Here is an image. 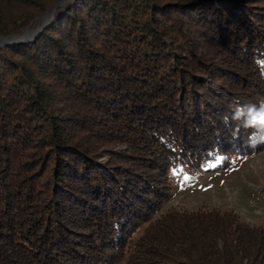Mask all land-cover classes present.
Returning <instances> with one entry per match:
<instances>
[{"label":"trees","instance_id":"trees-1","mask_svg":"<svg viewBox=\"0 0 264 264\" xmlns=\"http://www.w3.org/2000/svg\"><path fill=\"white\" fill-rule=\"evenodd\" d=\"M54 1L0 0V36ZM258 61L264 0H69L0 47V264H264L233 211L161 213L172 167L264 150L221 120Z\"/></svg>","mask_w":264,"mask_h":264},{"label":"rangeland","instance_id":"rangeland-1","mask_svg":"<svg viewBox=\"0 0 264 264\" xmlns=\"http://www.w3.org/2000/svg\"><path fill=\"white\" fill-rule=\"evenodd\" d=\"M34 19L28 26L6 36L14 35L22 42L33 40L41 32L39 29L43 24V18L35 21ZM28 29L32 32L27 35ZM231 44L234 49L235 44ZM224 57L226 61L232 60L230 54ZM242 98L251 102L260 100L247 96ZM106 159L108 158L104 156L99 162H104ZM168 176L171 194L161 213L171 208L190 211L219 209L224 212L233 211L241 220L264 227V150L249 154H217L206 160L197 170L186 169L182 166L172 167ZM121 264H128L127 260Z\"/></svg>","mask_w":264,"mask_h":264},{"label":"clouds","instance_id":"clouds-1","mask_svg":"<svg viewBox=\"0 0 264 264\" xmlns=\"http://www.w3.org/2000/svg\"><path fill=\"white\" fill-rule=\"evenodd\" d=\"M264 64V62H259ZM264 79V68L260 72ZM228 112L222 117L224 129L232 140L240 138L241 128L247 131L244 141L247 147L255 149L258 145L264 144V98L257 102L246 101L239 96L231 97L226 105ZM218 138L222 132L217 129L214 133ZM117 231L119 225H115Z\"/></svg>","mask_w":264,"mask_h":264},{"label":"water","instance_id":"water-1","mask_svg":"<svg viewBox=\"0 0 264 264\" xmlns=\"http://www.w3.org/2000/svg\"><path fill=\"white\" fill-rule=\"evenodd\" d=\"M66 1H68V0H56L55 3L45 13L39 15L38 17H36L34 19V21H35L37 19L46 17L45 19H43V24H42V26H40V29H39L40 31H42V29L50 23V20L53 17V14H54L56 8L60 5H62L63 3H65ZM29 32H32V31H30L28 29L27 35ZM14 37H15L14 35L6 36V37H0V47L7 45V44L15 43V42H17V43L22 42L21 40L16 39Z\"/></svg>","mask_w":264,"mask_h":264},{"label":"bare ground","instance_id":"bare-ground-1","mask_svg":"<svg viewBox=\"0 0 264 264\" xmlns=\"http://www.w3.org/2000/svg\"><path fill=\"white\" fill-rule=\"evenodd\" d=\"M46 17H44L43 19H45ZM31 33V32H30ZM14 38H17V37H14Z\"/></svg>","mask_w":264,"mask_h":264},{"label":"snow or ice","instance_id":"snow-or-ice-1","mask_svg":"<svg viewBox=\"0 0 264 264\" xmlns=\"http://www.w3.org/2000/svg\"><path fill=\"white\" fill-rule=\"evenodd\" d=\"M187 179V178H186Z\"/></svg>","mask_w":264,"mask_h":264}]
</instances>
